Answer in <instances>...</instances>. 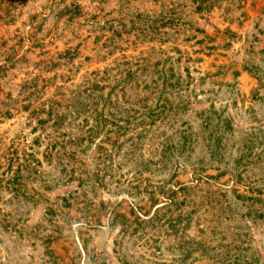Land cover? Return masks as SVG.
I'll list each match as a JSON object with an SVG mask.
<instances>
[{
	"label": "rangeland",
	"instance_id": "374dc122",
	"mask_svg": "<svg viewBox=\"0 0 264 264\" xmlns=\"http://www.w3.org/2000/svg\"><path fill=\"white\" fill-rule=\"evenodd\" d=\"M0 264H264V0H0Z\"/></svg>",
	"mask_w": 264,
	"mask_h": 264
}]
</instances>
